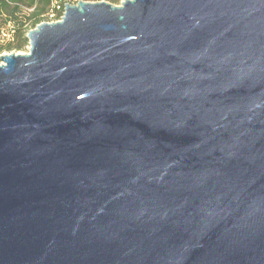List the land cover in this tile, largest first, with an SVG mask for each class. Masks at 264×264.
Returning <instances> with one entry per match:
<instances>
[{
    "label": "water",
    "instance_id": "1",
    "mask_svg": "<svg viewBox=\"0 0 264 264\" xmlns=\"http://www.w3.org/2000/svg\"><path fill=\"white\" fill-rule=\"evenodd\" d=\"M27 37L0 264H264V0H81Z\"/></svg>",
    "mask_w": 264,
    "mask_h": 264
},
{
    "label": "trees",
    "instance_id": "2",
    "mask_svg": "<svg viewBox=\"0 0 264 264\" xmlns=\"http://www.w3.org/2000/svg\"><path fill=\"white\" fill-rule=\"evenodd\" d=\"M81 1V0H79ZM78 0H0V53L23 50L29 45L28 33L38 25L49 22L56 6L62 9ZM104 1V0H95ZM117 4L120 0H106ZM60 19L61 12H56Z\"/></svg>",
    "mask_w": 264,
    "mask_h": 264
},
{
    "label": "rangeland",
    "instance_id": "3",
    "mask_svg": "<svg viewBox=\"0 0 264 264\" xmlns=\"http://www.w3.org/2000/svg\"><path fill=\"white\" fill-rule=\"evenodd\" d=\"M78 1H79V0H78ZM84 1H88V2H98V1H95V0H84ZM104 1H106V0H104ZM123 1H124V0H120L117 4H115V3H112V4H114V5H116V6H120L121 3H122ZM107 2H109V1H107ZM109 3H111V2H109ZM10 53H21V54H27V53H29V45H28L27 47H25L23 50H20V51H18V50H14V51H11V52H9V51H4V52L0 53V64H2L1 57H2L3 55L10 54Z\"/></svg>",
    "mask_w": 264,
    "mask_h": 264
},
{
    "label": "built area",
    "instance_id": "4",
    "mask_svg": "<svg viewBox=\"0 0 264 264\" xmlns=\"http://www.w3.org/2000/svg\"><path fill=\"white\" fill-rule=\"evenodd\" d=\"M56 12H61L62 13V15L60 16V19H58V20L55 19L56 15H57ZM56 12L50 15V21L47 22V23H53V22L60 21L65 15V8L62 9V7L60 5H58V6H56Z\"/></svg>",
    "mask_w": 264,
    "mask_h": 264
}]
</instances>
